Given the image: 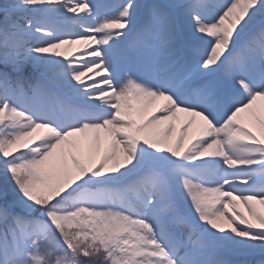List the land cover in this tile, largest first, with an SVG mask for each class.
Returning <instances> with one entry per match:
<instances>
[{
  "label": "snow or ice",
  "instance_id": "1",
  "mask_svg": "<svg viewBox=\"0 0 264 264\" xmlns=\"http://www.w3.org/2000/svg\"><path fill=\"white\" fill-rule=\"evenodd\" d=\"M0 264H264V0H0Z\"/></svg>",
  "mask_w": 264,
  "mask_h": 264
},
{
  "label": "rangeland",
  "instance_id": "2",
  "mask_svg": "<svg viewBox=\"0 0 264 264\" xmlns=\"http://www.w3.org/2000/svg\"><path fill=\"white\" fill-rule=\"evenodd\" d=\"M109 2H111V0H109Z\"/></svg>",
  "mask_w": 264,
  "mask_h": 264
}]
</instances>
